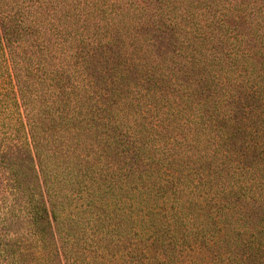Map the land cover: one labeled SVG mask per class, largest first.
Instances as JSON below:
<instances>
[{
    "label": "trees",
    "instance_id": "1",
    "mask_svg": "<svg viewBox=\"0 0 264 264\" xmlns=\"http://www.w3.org/2000/svg\"><path fill=\"white\" fill-rule=\"evenodd\" d=\"M155 1L167 3L166 9L173 10L172 0ZM193 1L187 0L189 21L196 7ZM123 3L0 0V264L125 262L126 250H114L107 236L111 224H101L99 217L91 214L95 208L109 211L112 204L116 205L110 194L128 182L110 181L106 190L93 192L85 200V181L74 188L77 181L71 184L68 175L51 181L41 175L40 162L35 161L41 142L51 150L62 142L60 150L65 152L81 142L80 136L95 130L99 132L92 134V141L116 147L120 158H145L147 164L158 158L157 163H164V158H188L192 148L198 147V136L190 137L196 144L187 142L184 128L208 120L215 132L211 136L218 135L223 142L239 146L241 158H250L249 154L264 158V85L260 86V82L264 84V36L253 29L257 22H250L253 31L249 36L225 24L230 18L242 19L249 8L261 18L264 4L239 3L215 9L219 16L213 19L224 30L217 38L220 50L215 49L206 68L200 61V49L207 50L213 36H207L211 32L202 30L201 24H192V39L183 51L173 19H162L167 11L159 6L155 14L146 16L147 8L132 4L131 14H125ZM141 22L149 31L139 43L151 46L147 50L153 60H183L166 81L159 82L153 66L144 60L130 62V51L117 47L120 34L129 36ZM131 46L137 48L139 44ZM246 57L260 58V67L245 72ZM175 65L173 62L167 67L175 70ZM239 68L244 73H237ZM225 81L246 84L251 102L231 93ZM169 88L172 92L163 94ZM164 107L173 116L174 126L171 129L167 125L170 130L161 135L157 127L159 118L163 120L160 110ZM219 153L231 158L232 149ZM224 166L225 161L218 159L213 175L202 181L197 173L198 177L187 180L189 189L203 186L198 192L206 195L199 205L206 212L194 216L190 225L184 219L191 212L173 205L176 171L157 175L145 171L135 176L129 170L130 174L121 178L131 176L128 187L132 194L127 204L140 212L131 235L144 234L146 240L154 237L160 252L146 258L143 250L144 263L139 246H134L129 264H264V171L236 164L233 174L225 177L217 171ZM63 183L71 185L69 192L82 194L78 195L82 202H75L73 210L68 205V214L75 212L72 222L78 228L73 234L59 226L61 212H57L56 200L59 196L72 197L62 192ZM167 203L172 210L165 213L159 230L168 238L160 239L152 230L150 233L152 218L147 211L166 209ZM93 225L100 229L97 234L103 235L107 245L95 241ZM87 227L91 231L87 238L94 246H84L86 254L83 251L69 256L65 242L83 235ZM98 250V255H92L91 251Z\"/></svg>",
    "mask_w": 264,
    "mask_h": 264
},
{
    "label": "rangeland",
    "instance_id": "2",
    "mask_svg": "<svg viewBox=\"0 0 264 264\" xmlns=\"http://www.w3.org/2000/svg\"><path fill=\"white\" fill-rule=\"evenodd\" d=\"M123 1L124 3L122 8L124 9L125 14H131L134 6H137L138 8H147V11L149 13L146 14V16L154 13L155 8L156 10H158L157 8L159 6L162 8L161 10L163 12L167 11L165 15H162V19L164 20V22H168L171 18L173 19V25L175 28H177V34L180 41H182L183 51L188 46V41H191L192 39L190 32L191 26L194 22H198L199 24H201L202 30L211 32L208 33L207 36H213L212 41L214 44L209 43L207 50H204V48L200 49V61L204 63L206 68L208 63H210V61L213 59L212 55L214 54L215 49L217 52L220 50V41L217 40V38L221 37V34L224 30V28L218 26V20L216 18L213 19V16H219L218 12L215 13V9L224 10L228 6L231 7L233 5H238L239 3H243L247 6L264 4V0H194L193 3L196 5V7L194 8V16L193 20L189 21L186 16V9L188 4L187 0H172L170 3H173V10L171 8H168L169 10H172V12L166 9V6L168 5L167 3L159 4L155 0ZM218 3L219 5L216 6V4ZM263 18L264 13L260 18L257 16L256 10L249 8L248 12L242 17V19L236 18L239 20L234 21L230 18L227 20L224 19V22L226 20L225 24L228 28H231L235 31L239 30L244 36H249L254 28H256L257 32L264 36ZM252 21L253 24L254 22H257V25L253 26V29L252 25L250 24V22ZM142 23L143 22L140 23L138 28L133 29L129 36L121 33L117 47L121 49L123 48V50L127 49V51H130V54L127 55L128 59H131L130 62H132V60L134 61V63L136 60H144L148 65L155 68L154 74L155 77L159 79V82L161 80L166 81L167 79L172 77V74L176 73V69L179 66V63L183 62V60L182 58L174 59L173 61H170L168 59L153 60L151 56L152 53H149V51L147 50L151 46L147 43H139L140 40L144 38L143 34L149 31V29L146 28L145 24ZM192 41L197 42V40H195L194 38ZM135 43L139 44L137 48H133V46H131ZM241 59L242 57L240 56V62ZM246 59L247 61L245 62V72L251 70L253 67H255L256 69L260 67V58L246 57ZM173 62H176L175 70H171L167 67V65L169 66V64ZM226 65L229 64L227 63ZM239 72L244 73V69L239 68L237 70V73ZM235 82H230V84H228V82L225 81L224 85L227 87V89H229L231 93L239 96V98H241L243 102H251L249 101L248 97V94L251 95V92L248 91V86L246 84H240L237 81ZM260 83V86L264 85L263 82ZM169 92H172L170 88L164 90L163 94ZM262 93L264 94V90L262 91ZM180 106L183 107V104H180ZM160 113L162 114L161 116L163 117V120L159 118V120H161V124L157 127V130L161 131V135H165L166 132L169 131L170 128L172 129V126H174V122L172 121L173 116L170 113H167V107L162 108L160 110ZM140 122L141 121H139L137 124H139ZM208 123L209 121L206 120L205 123L201 122V125L199 126L192 124L184 128L183 132L188 138L187 142L196 144L195 141L190 137L198 136L196 139L198 142V147L192 148V150L189 152L188 158H164L166 159V161L164 160V163H157L158 158H153V161L150 164H147L145 158H138V160H136V158H120V156L117 155L118 150H116V147H104L102 143H94L92 141V134H96L99 131L91 130V132L86 136H80L81 142L78 145H69V150H65V152H62L60 150L62 148V142L56 144L57 146H60L56 150H51L50 145H45L44 142H41L43 145L37 147L39 150V158H35V161L40 162L41 175L49 179L50 181L57 178V176L59 177V175H68L69 178H71V184L77 181V184L74 185V188H77L76 186H78V183L85 181L82 192L83 194L85 193L88 196L87 198H85V200L91 198V193L93 192L97 193L101 192L102 189L106 190L105 186L110 181H114L115 184H123L124 182H128L127 184H124L120 190L116 189L112 194H110L111 198L115 202H118L116 205L112 204V207L109 211L100 209V207L95 208L91 216L93 217L95 214V217H99L101 224H111L110 227L108 226L109 233H107L108 238L111 240L110 244L113 245L114 250H121V252H124L126 250L123 253V258L126 262H124V264H129L128 261L132 260L131 257H134L132 253L130 254L131 249L134 246H139L141 255L144 256V252H146V258L153 257V255L160 252L157 251L158 244L154 242V237L146 240L145 238H147V235L138 234L135 237L131 235L130 230L133 229L136 215L140 212H137L136 210L131 208L129 204H127L132 194L131 191H129L128 187L131 182V176L125 179H121L122 177L124 178L125 175L130 174L131 172H133L135 176H142L144 175L145 171L152 172L153 175L161 173H172L173 170L176 171L174 176L177 177L178 180H175L174 183H176L177 185V188H175L177 191L173 195H171V191H169L168 194L173 197V205L176 207V209L180 206H183L186 213L191 212L190 217L186 220L184 219V221L188 225H190L195 220L193 219L194 216H202V214L206 212V209H203L202 205L199 206L200 202L205 198L206 195L204 193L198 192V190H200L203 186H200L196 189H189L187 180L192 177L201 176L203 181L208 177V175H213V171H215L214 165L218 159L225 161L224 168H217V171H221L225 177H229L231 174H233L232 167H234L236 164H238L240 167L252 166V168L255 169L261 168V170L264 171V158L251 156L250 154V158H241L239 146H234L231 143L223 142V140L218 137V135L212 137L211 134L213 135L215 134V132L213 127H211ZM167 125L171 127L169 128ZM175 131L176 130H173V132ZM259 137H261V135ZM219 143H222L223 146L219 147ZM228 147H231L232 149L231 158L228 156L223 158V156H220L219 152L220 150L227 149ZM243 147L246 146L243 145ZM54 154L56 155V157H54ZM78 154L79 158H76ZM214 155L220 158H212ZM229 167H231L232 169ZM168 168H171V170ZM129 170H131L130 173ZM190 170L192 173L189 174L188 172ZM197 173L199 174L198 176L195 175ZM61 187H63L62 192L64 194H70V196L72 197L68 198L65 196L63 198L59 196V199L57 198L58 202L56 200L57 212H61V215L59 217V226H63V230L73 234L75 232V229L78 228L75 227L72 222L73 214L75 212L71 211L69 215L68 205L70 203L72 209L75 202H78V204L81 203L82 200H79V196L82 194H78V196L77 191L69 192L71 188L70 184L63 183ZM170 206L171 204L167 203V205L165 206L166 209L147 211L148 216L152 218L150 233L152 230L153 232H155V236H160V239L168 238L165 237L166 232L162 231L161 229L159 230V227L165 220V213L171 212L172 209H170ZM202 210L204 212H202ZM96 224L97 223H95V226ZM97 225L100 224L98 223ZM95 226L93 225L94 233L96 235L95 241H97L102 246L107 245L108 243H106L102 239L103 235L97 234L100 232V229L96 228ZM90 234L91 231L87 227L83 235L79 234L76 238L68 239L64 244L68 255L72 256L75 253L83 252V249H85L83 248L84 246H86V248L94 246V244L90 243L89 239L87 238ZM188 239L191 240L189 236ZM78 241L80 242L78 243ZM184 241L186 240L184 239ZM182 245L185 246L186 244L182 243ZM87 251L88 250L86 249L84 253L86 254ZM99 252L100 250L91 251L92 255H98ZM144 258L145 256L142 258L143 262L145 263L146 260H144ZM53 262L55 263V261Z\"/></svg>",
    "mask_w": 264,
    "mask_h": 264
}]
</instances>
